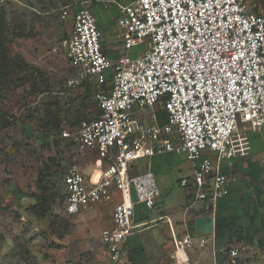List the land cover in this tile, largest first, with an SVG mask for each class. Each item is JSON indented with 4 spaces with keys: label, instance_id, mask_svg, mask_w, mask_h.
I'll return each instance as SVG.
<instances>
[{
    "label": "built area",
    "instance_id": "2783aa9c",
    "mask_svg": "<svg viewBox=\"0 0 264 264\" xmlns=\"http://www.w3.org/2000/svg\"><path fill=\"white\" fill-rule=\"evenodd\" d=\"M72 8L64 6L59 15L71 20L60 43L77 76L71 83L96 76L102 87L107 72L111 79L108 90L94 93L98 117L59 134L96 157L66 167L63 210L73 217L111 205V223L100 232L107 264H136L124 257L138 227L134 207L150 210L160 197L149 164L138 171V161L165 153L183 157L193 164L195 200L215 202L235 180L221 171L235 155L234 136L264 128V15L252 12L247 0H135L118 7L117 29L126 48L148 46L111 62L93 15ZM159 109L166 113L163 124L156 122ZM188 184L181 179V187ZM172 241L174 264H188L193 237Z\"/></svg>",
    "mask_w": 264,
    "mask_h": 264
},
{
    "label": "rangeland",
    "instance_id": "374dc122",
    "mask_svg": "<svg viewBox=\"0 0 264 264\" xmlns=\"http://www.w3.org/2000/svg\"><path fill=\"white\" fill-rule=\"evenodd\" d=\"M41 2L27 0L25 7L9 0L0 1L7 12L10 30L20 27L27 35L12 37L8 46L12 54L26 61L23 78L19 74L20 82L12 79L0 86V123L1 120L8 123L7 127L0 128V252L19 255V264H107L100 232L108 225H99V222L110 218L111 205L110 211L94 207L73 217L66 216L63 210L64 189L60 177L66 167L75 162L74 159L84 166L96 157L80 152L58 133L40 128V119L55 116L57 110L60 111V131L74 123L75 117H79L77 113L82 114L84 120L95 118L93 94L99 90V85L96 76H90L84 84L71 83L77 76L60 46L69 32L68 23L59 18L67 1ZM247 5L252 12L264 15V0H247ZM147 46L140 45L132 52L143 51ZM31 68L42 76L37 77L36 72L29 71ZM27 75L33 78L25 82ZM151 114L152 111H148L147 115ZM156 122L164 121L157 115ZM145 161H138V167L142 168ZM57 172L61 175L54 182L49 174ZM183 172L190 171L185 168ZM174 174L182 176L179 172ZM39 179L41 186L47 185L46 215L42 219L35 218L28 209L36 203L34 195L39 194ZM51 181L55 190L50 189ZM174 184L175 191L167 199L171 205L181 202L185 192L176 186V181ZM170 192L165 191L166 196ZM188 202L195 204L191 196ZM136 231L141 232L140 242L149 239V231L155 235L152 229ZM135 241L139 243L137 238ZM240 249L237 248L238 255ZM263 254V249L256 252L257 256ZM238 259L237 256L235 264H239Z\"/></svg>",
    "mask_w": 264,
    "mask_h": 264
},
{
    "label": "crops",
    "instance_id": "0c3cea01",
    "mask_svg": "<svg viewBox=\"0 0 264 264\" xmlns=\"http://www.w3.org/2000/svg\"><path fill=\"white\" fill-rule=\"evenodd\" d=\"M9 1L27 7L25 3L27 0ZM66 1V5H72V11L87 9L93 15L101 33L103 53L111 62H116L125 54L136 57L142 53L139 50L132 52V49L137 47L126 48L122 37L117 32L118 7L129 5L135 0ZM61 21L68 23L70 32V18L67 21ZM110 79L109 73L107 77L109 83ZM109 83L106 86H99V90H108ZM93 104L95 105L94 95ZM97 117L96 111L95 118ZM160 118L164 121V117ZM233 144L235 155L230 165L221 164V171L232 175L235 180L231 182L227 195L215 202L195 200V192L191 183L193 164L188 161L184 163V158L181 156L169 153L159 154L145 161L142 168L137 166L138 171H142L149 164L160 191V197L150 210L143 205L134 207V223L138 226L136 230L145 228L144 232H148L152 229L155 230L152 231L155 235L149 231V239L140 242L141 232L135 230L136 233L134 232L124 245V257L127 260L136 264H174L173 238L190 235L194 243L185 251L188 264H228L229 262L235 264L237 256L239 264H264V254L256 255L257 250H264V128L239 131L234 136ZM185 168L190 172L184 173ZM176 172L182 173V176L177 177L174 174ZM182 178L189 180L188 187L180 186ZM174 181H176V186L183 188L185 192L181 202L171 205L167 203V199L175 191ZM168 190L171 192L166 196L165 191ZM190 196L194 199L195 204L193 205L188 202ZM97 207L108 208L110 211V205ZM106 218V221L103 219L99 225L109 226L111 216ZM205 219L211 222V234L197 233L208 224L204 221ZM136 238L139 243L135 241ZM200 240H205L203 247L198 245ZM239 247L241 253L236 257H231L230 251L237 250ZM226 253H228L227 256ZM19 259V255L15 253L12 255V252L11 254L0 252V264H19Z\"/></svg>",
    "mask_w": 264,
    "mask_h": 264
},
{
    "label": "trees",
    "instance_id": "16d2710c",
    "mask_svg": "<svg viewBox=\"0 0 264 264\" xmlns=\"http://www.w3.org/2000/svg\"><path fill=\"white\" fill-rule=\"evenodd\" d=\"M6 14H7V12L4 9V6L0 5V86L1 85L4 86V82H6V84H8L9 81H11L12 79H14L15 82H17V83L20 82L21 79H19L20 77L18 75L21 74V76H22V73H23L22 69L27 67L26 61L23 60V58L20 55L12 54L9 51V47H8L10 42H11L12 37L16 36V37L22 38V37H26L27 35L25 34L24 30H21L20 27H14V28H11L12 30H10V27H9V25L7 23V19H6ZM29 71L36 72V74L38 75L37 77L42 76V74L38 70H34L31 68V70H29ZM108 76H109V73L107 72L106 78ZM22 78H23V76H22ZM24 78H26L25 82H28L33 77H32V75H27ZM7 80H9V81H7ZM107 82H108V80H107ZM1 90H2V87H1ZM77 112H79V111H77ZM77 114L79 117H75L74 123H71V125H75L79 121L85 119V117L82 114H80V113H77ZM59 115H60V111L57 110L55 113V116L49 117L47 115V116L41 118L40 119V128L44 129L45 131H49V132L51 130V132H53L54 134L55 133L60 134L61 131L59 129V127H60V118H58ZM157 115L160 117H164V122L166 121L165 120L166 119V113L164 110L159 109L156 116ZM64 117L67 121H69L68 116L66 114ZM163 123H161V124H163ZM7 126H8V123L5 122L4 120L3 121L1 120L0 128H5ZM63 174H62V176H63ZM49 175L53 176L54 182H57L58 177L61 175V173L59 174V172H57L56 175H54L52 173ZM62 176L60 177L61 182H62ZM39 181H40L39 185L37 186V189L39 190V194L34 195V198L36 199V203L33 205H30L28 207V209L35 218L42 219L46 215V209H45L46 198L44 197V194H46L45 186H47V185L41 186V180L39 179ZM54 182L51 181L52 186L49 184L51 186L50 189H52V190H55ZM63 189H64V187H63ZM64 196H65V194H64ZM227 252H228V250H227Z\"/></svg>",
    "mask_w": 264,
    "mask_h": 264
},
{
    "label": "water",
    "instance_id": "95a60500",
    "mask_svg": "<svg viewBox=\"0 0 264 264\" xmlns=\"http://www.w3.org/2000/svg\"><path fill=\"white\" fill-rule=\"evenodd\" d=\"M205 222H208V224L204 225V229L202 231H197V233L199 234H211L212 233V229H211V225H210V220L209 219H205Z\"/></svg>",
    "mask_w": 264,
    "mask_h": 264
}]
</instances>
